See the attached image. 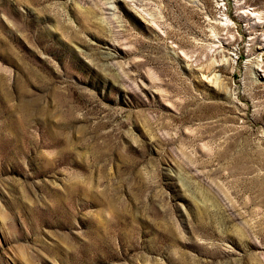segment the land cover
Returning a JSON list of instances; mask_svg holds the SVG:
<instances>
[{"label": "rangeland", "instance_id": "obj_1", "mask_svg": "<svg viewBox=\"0 0 264 264\" xmlns=\"http://www.w3.org/2000/svg\"><path fill=\"white\" fill-rule=\"evenodd\" d=\"M263 69L264 0H0V264H264Z\"/></svg>", "mask_w": 264, "mask_h": 264}, {"label": "bare ground", "instance_id": "obj_2", "mask_svg": "<svg viewBox=\"0 0 264 264\" xmlns=\"http://www.w3.org/2000/svg\"><path fill=\"white\" fill-rule=\"evenodd\" d=\"M260 70H261V68H260ZM263 71H264V69H263Z\"/></svg>", "mask_w": 264, "mask_h": 264}]
</instances>
